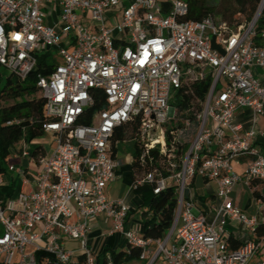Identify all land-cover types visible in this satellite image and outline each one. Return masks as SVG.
I'll return each instance as SVG.
<instances>
[{
  "label": "built area",
  "instance_id": "2783aa9c",
  "mask_svg": "<svg viewBox=\"0 0 264 264\" xmlns=\"http://www.w3.org/2000/svg\"><path fill=\"white\" fill-rule=\"evenodd\" d=\"M46 4L58 9L57 25L45 23ZM258 8L249 22L231 27L212 15L186 19L187 0H0V67L7 76L24 80L47 50L55 61L36 82L45 99L43 134L55 147L42 148L29 190L0 197V264H97L87 234L101 214L111 221L110 234L121 235L125 250L138 248L134 260L144 264H264V234L257 230L264 198L247 215L230 196L237 182L264 180L253 128L239 134L234 122L240 109L250 110L252 122L264 115V86L254 72L264 68V27L255 31L264 0ZM206 78L201 97L194 84ZM178 90L187 97L181 108L169 103ZM97 92L103 105L93 108ZM124 125H136L139 166L129 187L176 192L174 218L161 238L128 227L129 205L106 194L121 165L111 137ZM9 151L31 157L24 139ZM239 158L246 159L243 174L232 166ZM194 176L216 185L211 220L187 192ZM227 219L247 234L236 248ZM66 239L78 248H67ZM38 253L48 257L38 260ZM102 264H114L110 254Z\"/></svg>",
  "mask_w": 264,
  "mask_h": 264
},
{
  "label": "trees",
  "instance_id": "16d2710c",
  "mask_svg": "<svg viewBox=\"0 0 264 264\" xmlns=\"http://www.w3.org/2000/svg\"><path fill=\"white\" fill-rule=\"evenodd\" d=\"M216 1V0H214ZM188 13L185 16L189 20H201L208 15L215 14V5L213 0L211 3H206L205 0H187ZM260 0H221V6L217 13H221L223 17H228L226 22L231 27H236L239 24H246L253 18L258 7ZM241 14L244 17V22L237 20L232 23L235 14ZM214 17V16H213ZM222 21V20H221ZM264 27V12L258 17L255 23L256 34L260 32ZM258 41V36L255 38ZM256 41V42H257ZM38 60L35 69H33L24 80L18 81L12 76H6V82L2 88H0V102L7 101L4 106L0 105V173L6 172V156L9 150L21 139L29 142L31 139L42 136V123L47 119L44 107L45 99L38 92L36 85L38 75H45L52 70L54 66V59L51 56V51L37 54ZM209 85V80H201L194 84V91L201 97L204 96ZM38 93V94H37ZM98 96L95 100L94 107L103 105L104 96L97 92ZM186 95L182 90L176 91L170 100V105L181 108L186 104ZM13 118L21 119L18 124H6V121ZM84 122H88L87 120ZM136 134V125L134 126H120L116 128L114 134L111 137V145L113 153L117 150V143L119 140L133 139ZM134 142V141H133ZM134 152L132 154V161L130 167L129 176L132 177V172L139 166L137 162V152L134 142ZM30 154L38 159V155H42L44 150L38 145H29ZM4 184V183H3ZM3 186V185H2ZM1 186L0 197L2 199L10 197L13 193L11 185ZM140 194L142 206L145 209L142 212L143 216L149 214V218L145 219L142 224L143 237L161 238L163 237L174 218V210L176 206V192L173 187H168L162 190L158 194H153L151 187L148 185L142 186L135 190ZM257 191H255L256 193ZM258 234H264V225H258ZM228 242L232 248L238 247L241 242L239 239H235L230 236ZM109 247H105L100 254L96 257L97 264H102L105 259L106 252H109L114 264H122L130 262L137 258L139 249L136 247H130L127 250H109ZM43 257H48L44 253H38L37 259L41 260Z\"/></svg>",
  "mask_w": 264,
  "mask_h": 264
},
{
  "label": "crops",
  "instance_id": "0c3cea01",
  "mask_svg": "<svg viewBox=\"0 0 264 264\" xmlns=\"http://www.w3.org/2000/svg\"><path fill=\"white\" fill-rule=\"evenodd\" d=\"M43 10L45 13L44 21L47 25L54 26L57 25L58 21V9L51 5H44ZM254 72L256 77L259 79L262 86H264V68H254ZM234 122L239 123L241 128L239 129L238 133L242 134L246 129L252 127L255 132V144L259 146L262 153H264V115L258 116L254 122H252V115L249 109H240L236 112ZM48 134V133H47ZM45 135V134H43ZM32 140V139H31ZM28 142L29 145L33 146L34 144ZM44 148L41 143L37 144ZM133 152L124 153L123 158L116 157L121 160V165L118 167L116 171V177L113 181L108 183L107 187L110 185H117L119 187V192L116 195L115 199H122L127 205L130 207V213L127 225L140 233H142V224L140 230L137 229L132 220V217L135 213H139L142 217V212L145 209L142 206V201L140 198V194L137 193L135 190H132L129 187L131 177L129 176L130 167H131V158ZM19 159L17 162L19 165H15L14 175L10 172L8 173V169L6 167V172L1 175L4 179L3 186L11 185L13 188V193L10 197H15L19 192H25L29 190L33 185V176L35 171L38 169L39 165L36 162V159L33 155L30 158L22 159V158H15ZM232 166L236 172L239 174H243L246 170V159L239 158L237 162H233ZM22 169L23 172H19L18 170ZM196 185L197 190L195 191L192 187ZM2 186V187H3ZM1 189V188H0ZM215 189L216 185L212 180L202 178L200 176H194L188 180V190L187 192L193 197L196 211L201 212L206 216L207 220H211L213 217V211L211 209V204L217 203V199L215 197ZM255 191H257L255 193ZM107 196L109 197L107 191ZM232 200L238 205V207L244 211L245 213L249 212L251 209L256 210V198L262 197L264 198V180L261 182L252 181L251 184L247 185L243 182H237L232 186V190L230 193ZM4 198V199H6ZM111 199V197H109ZM229 222L233 223V221ZM231 225L227 226L226 222L224 225L225 230L227 233L234 237L235 239H239L240 242L244 241L247 238V234L245 231L244 226L237 224V228L231 229ZM111 229V221L108 219L104 214L97 216L91 222V228L87 234V246L91 248L94 257H97L98 254L102 252L105 247H109V250H125L126 244L124 240L121 238L119 233L110 234ZM75 242L76 245L67 247L68 242ZM65 245L69 249H77L78 242L73 239H66ZM109 254V252H106ZM105 254V255H106Z\"/></svg>",
  "mask_w": 264,
  "mask_h": 264
},
{
  "label": "rangeland",
  "instance_id": "374dc122",
  "mask_svg": "<svg viewBox=\"0 0 264 264\" xmlns=\"http://www.w3.org/2000/svg\"><path fill=\"white\" fill-rule=\"evenodd\" d=\"M206 3H211V0H205ZM214 5H215V14L213 15L215 17L216 20L218 21H223L225 20L226 22H228V17H223V15H221V13H217L216 11H218L219 7L221 6V0H216L214 1ZM252 19V18H251ZM232 23H235L237 20H240L242 23H246L244 22V17L241 15V14H235L233 19ZM250 21V20H249ZM51 56L53 57L54 56V52L51 51ZM0 73H1V76H0V88H2L6 82V76L8 75V71L6 69H4L3 67H0ZM38 94V93H37ZM8 102L7 101H2L0 102V105L1 106H4L6 105ZM31 142L34 144V145H37L38 143H41L45 149V151L51 153L52 150L54 149L55 147V143L53 141V137L50 135V134H45V135H42V136H38V137H35L31 140ZM134 142L132 141V139H128V140H119L118 143H117V156L119 158H123V154L124 153H129V152H134ZM27 160V158H25ZM19 161V159H15L12 157V153L9 151V153L7 154L6 156V161H5V166L7 167L8 164H15V165H19L17 162ZM10 172V170L8 171V173ZM12 175H14V171H11L10 172ZM197 186L194 185L192 188L196 191ZM109 197H111V199H115L116 195L118 194L119 192V187L117 185H110V187L108 186L107 189H106ZM254 209H251L249 212H247L246 214L247 215H250L252 213H254ZM132 220L134 221L135 225L137 227L138 230H140L141 228V224H143L144 222V218L138 213H135L132 217ZM226 225L229 226L231 225L232 228L231 229H236L237 228V224L236 222H229V220L227 219L226 220ZM230 226V227H231ZM242 226V225H241ZM76 245L75 242H68L67 243V247H71V246H74ZM122 264H144L143 261H135V260H132L130 262H125V263H122Z\"/></svg>",
  "mask_w": 264,
  "mask_h": 264
},
{
  "label": "water",
  "instance_id": "95a60500",
  "mask_svg": "<svg viewBox=\"0 0 264 264\" xmlns=\"http://www.w3.org/2000/svg\"><path fill=\"white\" fill-rule=\"evenodd\" d=\"M260 11V8L257 9L256 13L254 16H256L258 14V12Z\"/></svg>",
  "mask_w": 264,
  "mask_h": 264
}]
</instances>
